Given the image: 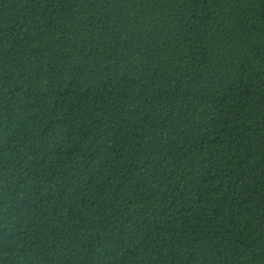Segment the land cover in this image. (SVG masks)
Instances as JSON below:
<instances>
[{
  "label": "trees",
  "instance_id": "16d2710c",
  "mask_svg": "<svg viewBox=\"0 0 264 264\" xmlns=\"http://www.w3.org/2000/svg\"><path fill=\"white\" fill-rule=\"evenodd\" d=\"M0 264H264V0H0Z\"/></svg>",
  "mask_w": 264,
  "mask_h": 264
}]
</instances>
